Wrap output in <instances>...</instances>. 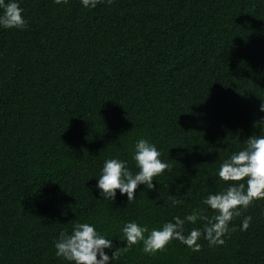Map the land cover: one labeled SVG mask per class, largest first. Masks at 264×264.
Returning <instances> with one entry per match:
<instances>
[{
    "label": "trees",
    "instance_id": "obj_1",
    "mask_svg": "<svg viewBox=\"0 0 264 264\" xmlns=\"http://www.w3.org/2000/svg\"><path fill=\"white\" fill-rule=\"evenodd\" d=\"M20 7L26 26L0 29V264H68L54 241L82 222L112 239V264H264V199L233 217L222 246L201 238L193 252L173 240L148 255L120 241L126 221L151 229L193 210L212 215L202 200L224 189L220 164L260 134L264 0ZM141 138L170 165L156 189L140 185L128 203L99 197L103 161L135 172Z\"/></svg>",
    "mask_w": 264,
    "mask_h": 264
},
{
    "label": "clouds",
    "instance_id": "obj_2",
    "mask_svg": "<svg viewBox=\"0 0 264 264\" xmlns=\"http://www.w3.org/2000/svg\"><path fill=\"white\" fill-rule=\"evenodd\" d=\"M53 2L60 5L67 3V0ZM100 2L103 0H80L81 6L86 9L95 8ZM111 2L107 0V3ZM25 26L20 0H0V29L20 30ZM258 110L264 113V100H261ZM253 127H259L260 134L249 136L245 147L225 158L216 172V179L225 182L224 189L210 192L202 200L212 215H204L205 209L193 210L183 218L174 216L172 220L151 229L136 220L126 221L120 229L123 251L139 243L144 253L154 255L171 241L178 240L191 251L198 252L201 238L208 242L209 247L222 246L233 217L240 216L242 210H246L255 200L264 199V117L254 121ZM160 157L161 152L156 145L141 138L135 142L132 150L135 172L125 160L105 159L94 186L99 197L115 202L119 193L121 197L126 196L128 203L136 198V190L140 185L155 190L154 177L170 168ZM179 203L181 201H173L174 205ZM251 219L250 216L243 217L241 231L249 228ZM198 222L201 223L200 227L185 230L186 224L196 225ZM53 246L55 256L68 264H112L119 255L116 251L108 254L106 250L111 251L114 246L112 239L87 222L73 224L70 233L62 230Z\"/></svg>",
    "mask_w": 264,
    "mask_h": 264
}]
</instances>
